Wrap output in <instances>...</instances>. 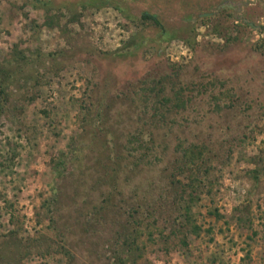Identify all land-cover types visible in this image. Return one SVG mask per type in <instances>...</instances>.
I'll list each match as a JSON object with an SVG mask.
<instances>
[{
  "label": "rangeland",
  "instance_id": "obj_1",
  "mask_svg": "<svg viewBox=\"0 0 264 264\" xmlns=\"http://www.w3.org/2000/svg\"><path fill=\"white\" fill-rule=\"evenodd\" d=\"M208 1L0 0V61L26 57L0 119V264H111L121 253L125 264H264V0H245L248 21L227 17V0ZM166 73L192 101L154 119L138 87ZM105 88L107 138L126 157L114 205L89 221L111 181L100 178L101 119L92 112L88 124L84 108ZM139 129L155 139L134 166L122 145ZM190 143L213 156L191 210L197 233L178 227L170 183L186 181L174 160ZM123 225L135 229L130 250Z\"/></svg>",
  "mask_w": 264,
  "mask_h": 264
},
{
  "label": "trees",
  "instance_id": "obj_2",
  "mask_svg": "<svg viewBox=\"0 0 264 264\" xmlns=\"http://www.w3.org/2000/svg\"><path fill=\"white\" fill-rule=\"evenodd\" d=\"M142 20L144 21H151L154 25L158 26L161 30L162 34H165V29L161 26V23L159 19L156 18L154 15H150L146 12H144L141 15ZM17 46V45H16ZM15 46V47H16ZM133 46V43H130L127 48H130ZM129 52V50L127 51ZM122 54V53H121ZM125 53L123 52L122 55ZM132 54V53H131ZM26 57L22 54H20L19 51L16 50V53L13 58L10 60L6 59L3 61H0V119L1 115L3 114L4 111V106L8 101V86L10 85L12 79L14 78V74L16 73V68H19L20 61L25 60ZM151 80V79H150ZM142 85H139V90L144 93L143 101H144V107L145 106H150L151 109H153L152 116L155 119V117L159 116L161 117V120L164 119V114L162 112V109H167V110H173L175 109L176 111L184 109L187 107V104L191 103L192 98L188 97L187 95L184 96V91L185 87L181 86L179 84L178 80V75L176 74H163L162 76L158 77V79L151 80V82H147L146 80H143ZM167 89L168 93L170 90L171 95L167 94ZM110 90L108 88H105V91L103 92L105 96H103L101 99H99L98 103L96 102V99L90 97L88 98V102H86V106L84 108V119L86 121V116L88 117V124L92 123L91 120V113L96 115V117H100L99 124L97 126L98 131L104 136V139L101 140V147L106 149L107 152V162L105 163L104 166V171L101 175L100 178L103 180L109 179L110 182V188L107 191V195L103 197V203L98 205V206H93L91 209V212H88L89 221H91L97 214H100L101 210H103L105 207H112L114 204L113 199H112V194L114 191L117 189V184H116V175L118 172L121 170L120 162L122 159L126 157L121 151H119V146H117L116 138L111 136L110 139L107 138V135H109L110 130L108 129L107 126L109 127V124L107 123L108 121V115H109V101L111 102V95L109 96ZM137 94V91H135ZM119 95V93L116 94ZM149 98L152 100L149 101ZM114 98L112 97V100ZM108 101V103H107ZM146 102L148 105H146ZM92 105V106H89ZM90 119V120H89ZM94 123V122H93ZM107 123V124H106ZM143 134L144 132L141 131L140 129L135 132L134 134H131L129 136V139H127L126 143L123 144L122 146L125 147L127 154L133 155V158H135V165L137 161L143 160L145 155H146V150L149 149L148 143H153L154 142V135L150 131L147 135H149L148 141H145L143 139ZM94 138V137H93ZM95 139V138H94ZM134 144L136 146H134ZM129 145V146H128ZM207 144L200 145L197 143H190L187 146H180V152L179 155L176 157L174 160V168L175 173L178 175L183 176L186 181L182 182L180 179L174 178L170 183L176 188H180V191H175V196L177 197V194L179 195V198L175 200L173 203L178 204L177 206V211L180 213L179 215H182L184 218V222H176L178 221L179 218H173V223L174 221L178 223V227H183L187 228L186 232H194L197 233L198 230L200 229L198 226L194 224L191 218V210L193 206L199 201L200 199V193L201 191L198 190L199 187H201L203 183V177L200 176V170L201 167L206 164V161H210L212 157L209 155V153H212L211 150L206 146ZM143 153H139L141 150ZM80 150L78 149L77 155L79 154ZM139 153L137 156L135 153ZM207 152V153H206ZM73 154V152H72ZM207 155V156H206ZM62 163V159L58 160L55 164L56 167L60 166ZM133 164H131V167ZM207 168L205 167L204 172L208 173L206 170ZM254 172V176L258 177L259 174V169L254 168L252 170ZM173 174L175 176L176 174ZM179 184L181 187H179ZM54 192V198L52 201H55L57 198L56 194L57 189H53ZM184 193H187V196L184 197ZM129 210V209H128ZM132 210V208H130ZM126 211L128 214V217L131 218V220L127 219V223L131 224L132 222H135L137 220H133V213H137L135 209H133L131 212ZM101 216V215H100ZM241 220V218H240ZM88 221V222H89ZM97 223H99L100 219L95 220ZM96 223V224H97ZM181 224V225H180ZM174 225V224H172ZM67 227V226H66ZM85 230L87 229L86 227L84 228ZM92 229V225H91ZM135 231V229H132L130 231L129 228H127L126 225H123V230L121 232L120 236H124L123 242L124 244L128 247L127 249L130 250L131 246V240L134 241V238L132 236V233ZM64 232L61 231L59 233L60 238L62 241L65 242V234ZM119 236V237H120ZM182 242L185 244V238L182 240ZM62 250L63 254L68 257L72 258L74 257L73 254L71 253L70 250H68L64 245H62ZM125 259H126V254L121 253V255L117 256L116 259H114V262L111 264H125Z\"/></svg>",
  "mask_w": 264,
  "mask_h": 264
},
{
  "label": "flooded vegetation",
  "instance_id": "obj_3",
  "mask_svg": "<svg viewBox=\"0 0 264 264\" xmlns=\"http://www.w3.org/2000/svg\"><path fill=\"white\" fill-rule=\"evenodd\" d=\"M208 2L210 5H212V3H214L213 1H210V0ZM246 2L247 1H245V0H227V2H224L222 5L225 8H223V9L229 10V11H227V13H228L227 17L230 16L231 18H239L243 21H248L247 14L249 15V13H253V8H247V6L249 4L245 7ZM223 9H221V10H223ZM210 13H212V12H210ZM246 23L248 24L249 22H246Z\"/></svg>",
  "mask_w": 264,
  "mask_h": 264
}]
</instances>
